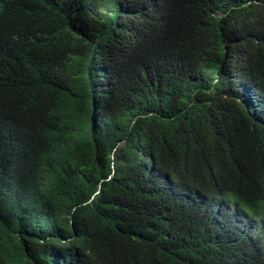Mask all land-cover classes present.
<instances>
[{"label": "trees", "instance_id": "obj_1", "mask_svg": "<svg viewBox=\"0 0 264 264\" xmlns=\"http://www.w3.org/2000/svg\"><path fill=\"white\" fill-rule=\"evenodd\" d=\"M0 264H264V0H0Z\"/></svg>", "mask_w": 264, "mask_h": 264}, {"label": "rangeland", "instance_id": "obj_2", "mask_svg": "<svg viewBox=\"0 0 264 264\" xmlns=\"http://www.w3.org/2000/svg\"><path fill=\"white\" fill-rule=\"evenodd\" d=\"M252 226H253V228H256V227H257V224L255 223V224H253Z\"/></svg>", "mask_w": 264, "mask_h": 264}]
</instances>
